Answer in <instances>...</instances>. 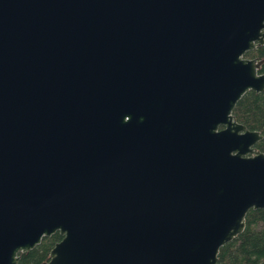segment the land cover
Returning <instances> with one entry per match:
<instances>
[{
  "label": "water",
  "instance_id": "water-1",
  "mask_svg": "<svg viewBox=\"0 0 264 264\" xmlns=\"http://www.w3.org/2000/svg\"><path fill=\"white\" fill-rule=\"evenodd\" d=\"M264 0H0V264H216L264 207Z\"/></svg>",
  "mask_w": 264,
  "mask_h": 264
},
{
  "label": "trees",
  "instance_id": "trees-1",
  "mask_svg": "<svg viewBox=\"0 0 264 264\" xmlns=\"http://www.w3.org/2000/svg\"><path fill=\"white\" fill-rule=\"evenodd\" d=\"M246 56L264 60V43L248 50ZM260 72H264V61ZM232 113L249 129H258L263 137L255 147L264 151V91L247 90L236 102ZM58 231L43 236L33 248L20 252L16 264H41L48 260L49 251L61 238ZM216 264H264V207L250 208L245 215L244 229L221 245Z\"/></svg>",
  "mask_w": 264,
  "mask_h": 264
}]
</instances>
